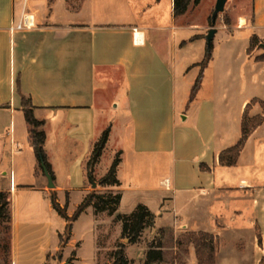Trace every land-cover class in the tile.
<instances>
[{
	"label": "crops",
	"instance_id": "0c3cea01",
	"mask_svg": "<svg viewBox=\"0 0 264 264\" xmlns=\"http://www.w3.org/2000/svg\"><path fill=\"white\" fill-rule=\"evenodd\" d=\"M227 5L229 23L215 26L202 70L211 27L186 18L193 3L175 16L174 0H0V191L10 199L11 264H45L61 251L67 222L53 192L69 216L94 198L73 223L65 256L79 243L77 258L97 259L107 214L96 196L118 194L116 215L144 203L155 229L221 241L229 230L243 248L229 264H264V119L237 155L223 154L241 140L245 114L264 116V0ZM25 10L35 26L11 29ZM23 95L44 122L54 187L39 166ZM107 128L94 186L87 164ZM117 153L119 183L100 184ZM189 259L198 261L194 251Z\"/></svg>",
	"mask_w": 264,
	"mask_h": 264
},
{
	"label": "trees",
	"instance_id": "16d2710c",
	"mask_svg": "<svg viewBox=\"0 0 264 264\" xmlns=\"http://www.w3.org/2000/svg\"><path fill=\"white\" fill-rule=\"evenodd\" d=\"M201 0H174V15L181 16L184 15L191 3L197 6ZM211 20V17H210ZM212 22V21H211ZM229 23V22H227ZM193 37L192 39H194ZM255 39H253V43ZM213 44L208 48L207 54L204 60L200 63L202 70L208 65L209 61L212 59ZM201 75L196 80L193 87L191 99L194 98L199 85H200ZM23 104L25 106V115L27 122L30 126V136L35 149V153L39 162L40 168L45 172L47 171L52 179H54V173L51 168V164L48 161L47 154L44 149V143L46 140V133L41 126L44 124L43 121L38 120L33 113V109L29 108V100L26 96H22ZM264 116H257L249 121L247 114L243 118V135L241 140L233 148L226 150L223 154H233L237 155L240 150L245 145V142L250 135L253 128L262 123ZM109 128H107L99 142L96 143L92 155L87 164L88 177L94 182L93 170L96 162L101 156L109 137ZM121 161L120 153H117L109 171L101 178L100 184H117L119 180L117 178V168ZM235 159L225 158L224 166L232 167L235 166ZM93 195L89 194L84 201L78 206L77 210L72 216L67 214L66 206L62 207L57 200V195L55 192L51 194V200L55 210L66 220L67 225L62 234H60V249L65 247L69 242L73 223L79 218L83 211L92 203ZM97 199V210L108 211L110 214H114L117 211V206L119 203V195L113 194H100L96 196ZM11 219V208L10 199L7 192L0 191V224L3 222H8ZM117 219L121 222L122 231L121 238L127 239L129 243H136L142 236L144 229L154 225L155 215L150 210V208L144 204L139 203L136 205L134 210L128 214H117ZM189 243L195 245L198 260L201 264H216V253L218 248V236L206 231H193L189 234ZM125 244L120 243L118 248L114 251V264H129V259L127 258L125 251ZM163 260L162 246L159 245L157 248H150L146 261L144 264H156Z\"/></svg>",
	"mask_w": 264,
	"mask_h": 264
},
{
	"label": "rangeland",
	"instance_id": "374dc122",
	"mask_svg": "<svg viewBox=\"0 0 264 264\" xmlns=\"http://www.w3.org/2000/svg\"><path fill=\"white\" fill-rule=\"evenodd\" d=\"M215 4L216 0H201L198 8L195 6V9L192 10V14L188 15L186 18L192 19L199 25L205 23L208 29L222 24L223 22H229V18L227 17L229 5L227 4L225 10L219 13L216 22L214 24L211 22L210 17L213 13ZM210 77L209 74H207L206 80ZM105 214L107 215H105V220L103 222L104 235L99 243L100 252L97 259L87 262L77 258L76 249L79 246V243H77L75 245V251H72L69 255L65 256L62 251H59L54 256L49 257L45 264H114V251L118 248L120 243L125 244L124 251L129 259V264H144L149 249L157 248L159 245L162 246L163 260L156 264H193L189 259L193 251L196 253L195 245L189 243V234L192 231L177 234L172 229H155L154 225H152L144 229L141 238L136 243H129L127 239L121 238L122 228L120 221L117 219V215L115 213L110 214L108 211H106ZM109 216H111L110 219ZM217 236V252L220 251V264H229L227 260L228 256L230 254H236L235 252L241 250L242 245L237 242L236 236L229 230H226L223 241L220 240L219 235ZM0 264H11V219L8 222L6 221L0 224ZM195 264L201 263L198 260Z\"/></svg>",
	"mask_w": 264,
	"mask_h": 264
},
{
	"label": "water",
	"instance_id": "95a60500",
	"mask_svg": "<svg viewBox=\"0 0 264 264\" xmlns=\"http://www.w3.org/2000/svg\"><path fill=\"white\" fill-rule=\"evenodd\" d=\"M226 4H227V0H216V4L213 10V13L211 15V21L213 24L216 22L219 13L225 10ZM216 32H217V29L214 26L209 29L207 37H206L208 48H210L211 45L213 44V39H214ZM45 174L48 178L49 186L54 187V182H53L51 175L47 171H45ZM93 185L96 186L97 183L93 182Z\"/></svg>",
	"mask_w": 264,
	"mask_h": 264
},
{
	"label": "built area",
	"instance_id": "2783aa9c",
	"mask_svg": "<svg viewBox=\"0 0 264 264\" xmlns=\"http://www.w3.org/2000/svg\"><path fill=\"white\" fill-rule=\"evenodd\" d=\"M19 1L23 2V4L25 6H27V4L30 0H19ZM34 26H35V23H34L33 14L30 13L28 10H25L21 20L15 26H13L11 29L29 30V29L33 28ZM135 42H139V36L137 34H135Z\"/></svg>",
	"mask_w": 264,
	"mask_h": 264
}]
</instances>
